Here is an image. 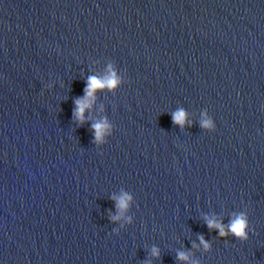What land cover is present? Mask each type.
I'll list each match as a JSON object with an SVG mask.
<instances>
[{"label": "clouds", "instance_id": "obj_1", "mask_svg": "<svg viewBox=\"0 0 264 264\" xmlns=\"http://www.w3.org/2000/svg\"><path fill=\"white\" fill-rule=\"evenodd\" d=\"M121 84V79L117 75L111 64L108 65L107 74L103 77L96 75L89 76L86 81V87L84 89V95L77 98L75 103V108L73 110V117L83 124L85 122L84 113L86 110H90L96 100V92L98 90L108 89L114 90ZM172 120L174 124L183 126L186 120V112L183 109H179L172 113ZM110 125L107 120L97 121L92 124V129L95 135V141L100 142L105 129L109 128ZM201 127L211 128L212 123L210 120H203L201 122ZM112 199L116 202L118 209V214L111 216L112 220H120L123 216L125 210L129 207V202L132 197L125 193H122L119 197L113 196ZM205 222L210 230L216 229L219 231L221 237H227L229 234L236 237L241 241H246L249 238V218L245 212L233 213L227 226L222 222L218 221L215 217H205ZM201 244L204 245L205 249H209L210 245L204 240L203 236L199 237ZM153 256H159V250L153 248ZM177 259L182 261H187L189 259L188 255L184 252L177 253Z\"/></svg>", "mask_w": 264, "mask_h": 264}]
</instances>
